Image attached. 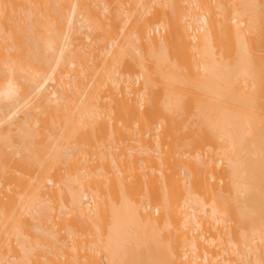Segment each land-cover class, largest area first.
Returning a JSON list of instances; mask_svg holds the SVG:
<instances>
[{
	"label": "bare ground",
	"instance_id": "bare-ground-1",
	"mask_svg": "<svg viewBox=\"0 0 264 264\" xmlns=\"http://www.w3.org/2000/svg\"><path fill=\"white\" fill-rule=\"evenodd\" d=\"M0 264H264V0H0Z\"/></svg>",
	"mask_w": 264,
	"mask_h": 264
}]
</instances>
